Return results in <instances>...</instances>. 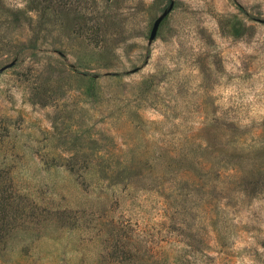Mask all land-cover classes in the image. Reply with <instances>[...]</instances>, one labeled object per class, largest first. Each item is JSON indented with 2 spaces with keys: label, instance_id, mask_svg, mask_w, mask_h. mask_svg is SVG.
Wrapping results in <instances>:
<instances>
[{
  "label": "rangeland",
  "instance_id": "374dc122",
  "mask_svg": "<svg viewBox=\"0 0 264 264\" xmlns=\"http://www.w3.org/2000/svg\"><path fill=\"white\" fill-rule=\"evenodd\" d=\"M1 69L0 264H264V0H0Z\"/></svg>",
  "mask_w": 264,
  "mask_h": 264
},
{
  "label": "water",
  "instance_id": "95a60500",
  "mask_svg": "<svg viewBox=\"0 0 264 264\" xmlns=\"http://www.w3.org/2000/svg\"><path fill=\"white\" fill-rule=\"evenodd\" d=\"M171 7L172 5L170 4V6L168 7V9L159 17L157 18L153 25H152V28L150 30V33H149V40H153L155 38V35H156V32H157V29H158V26L161 22V20L163 19L164 16H166V14L171 10ZM11 65H8L7 67H10ZM4 69V68H3ZM3 69H1L0 71H2Z\"/></svg>",
  "mask_w": 264,
  "mask_h": 264
}]
</instances>
